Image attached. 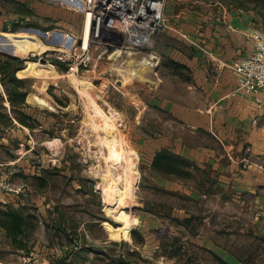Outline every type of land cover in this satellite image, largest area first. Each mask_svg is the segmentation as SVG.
<instances>
[{
    "label": "rangeland",
    "instance_id": "obj_1",
    "mask_svg": "<svg viewBox=\"0 0 264 264\" xmlns=\"http://www.w3.org/2000/svg\"><path fill=\"white\" fill-rule=\"evenodd\" d=\"M71 1L0 0L3 80L27 92L12 110L0 73V264H264V148L240 127L244 135L182 117L206 101L202 62L213 73L218 64L231 69L221 59L235 45L249 51L256 35L264 40V0H167L153 46L159 62L143 79L129 74L140 57L126 53L108 63L96 51L78 72L47 60L41 50H68L72 39L51 6L82 18ZM99 134L129 188L123 199L104 187L110 159ZM174 140L207 147L183 179L149 158Z\"/></svg>",
    "mask_w": 264,
    "mask_h": 264
},
{
    "label": "built area",
    "instance_id": "obj_2",
    "mask_svg": "<svg viewBox=\"0 0 264 264\" xmlns=\"http://www.w3.org/2000/svg\"><path fill=\"white\" fill-rule=\"evenodd\" d=\"M76 1L78 6L73 9L82 13L80 28L77 33L69 31L72 39L68 50H41L47 60H53L56 65L65 64L67 71L75 66L78 72L92 65L96 51V58H104L108 63L111 59L117 63V58L126 53L134 59L140 57L134 62L144 59L150 63V68L155 69L159 55L153 48L154 39L166 25L164 9L167 0ZM29 54L35 57L38 52ZM232 69L237 75L238 88L257 94L264 87V40L259 35L255 36L251 51L239 57Z\"/></svg>",
    "mask_w": 264,
    "mask_h": 264
},
{
    "label": "crops",
    "instance_id": "obj_3",
    "mask_svg": "<svg viewBox=\"0 0 264 264\" xmlns=\"http://www.w3.org/2000/svg\"><path fill=\"white\" fill-rule=\"evenodd\" d=\"M58 1L69 5L72 2L71 0ZM51 7L54 9V12H49V15L53 13L52 17L57 18L58 23L65 25L67 29H70L71 31L79 30L78 27L80 26L82 19L79 14L62 10L61 8ZM42 8L44 9V7ZM243 29L244 35H247V27L244 26ZM202 31L204 32L205 30ZM244 45H247L246 42ZM240 47L244 49L242 44H240L239 47L235 45V47L232 48V53H227L226 56L221 59V62L234 63L239 57L249 53L252 49L251 44L249 43L246 48H250L249 51L244 50L242 52ZM207 53L208 54L202 53V55L204 54L208 56L210 54L214 57L213 52L208 51ZM219 65L220 64L214 68L216 73H213L209 72V68L204 62L200 64V83L202 84L203 89L207 91L205 97L206 101L203 104L196 106L194 110L188 108L184 109L182 117L195 128L203 127L207 129L209 125L213 124L219 132L226 128L227 130H234L233 132L235 135H244L241 130L237 129L240 127L245 131V136L249 139L253 148H257L258 150L259 148H264V87H262L257 94L246 92L238 88L237 75L234 70ZM257 98L260 99V102L257 101ZM170 105L172 104L170 103ZM257 105L260 107H256ZM255 116L256 120L253 121ZM168 143V145L171 146L167 147L164 144H160V146L151 153L149 156L151 161L155 152L160 148L165 147L174 153L187 157L196 164L197 158H202V152L199 148H207L200 145H181L178 144L176 140L169 141ZM179 148H182V150H179ZM179 178L183 179L185 177Z\"/></svg>",
    "mask_w": 264,
    "mask_h": 264
},
{
    "label": "bare ground",
    "instance_id": "obj_4",
    "mask_svg": "<svg viewBox=\"0 0 264 264\" xmlns=\"http://www.w3.org/2000/svg\"><path fill=\"white\" fill-rule=\"evenodd\" d=\"M31 49V48H30ZM29 49V50H30ZM28 51V50H27ZM26 51V52H27ZM129 59V58H128ZM131 59V58H130ZM133 59H131V61H132ZM127 61V60H126ZM42 62H45V61H42ZM128 63H129V60L127 61ZM132 63V62H131ZM124 65V64H123ZM135 65H137V67H133V68H129L130 69V73L129 74H131V75H137V77L139 78V77H141L142 79L143 78H145V75H144V72L145 71H147V70H149L150 69V63L149 62H147L146 60H144V59H141L140 61H137V63H135ZM75 66H73L72 68H74ZM122 67V66H121ZM124 67V66H123ZM121 70H123V69H121ZM38 71L40 72V73H38V74H40L41 75V73H42V75L44 74V75H46V74H50V75H56L57 74V70L55 69V67H52L51 69H46V68H42V67H39L38 66ZM71 74V73H70ZM76 74V73H75ZM60 76V75H59ZM45 78V77H44ZM137 78V79H138ZM43 80V79H42ZM80 80V79H79ZM46 80H44V82H45ZM85 80H83L82 82H84ZM81 83V82H80ZM88 83V82H87ZM45 85V84H44ZM47 85V84H46ZM40 87V86H39ZM36 93V92H35ZM27 100L28 101H31V102H35V103H38V104H46L47 103V100L44 98V97H42V96H40V95H38V93L37 94H34V93H29L28 95H27ZM96 126V125H95ZM106 136V135H105ZM104 135H102V134H99V145H100V147H101V149H102V147H105L106 148V150H107V158H109L110 159V161H108V165L106 166V167H104L103 169V173L101 174L102 176H103V178H104V180L106 181V183L104 184V187L107 189V191L112 195V197L113 198H115V199H123L124 197H125V194L128 192V186H127V184H125L124 182H120V173L122 172H120V173H118L119 171H120V169L118 168L117 170H119V171H117L116 170V168L117 167H115L116 165H115V163L116 162H114V157H113V153H111V149H109V148H111V147H109V145H110V141L111 140H109V138H108V136H106L105 137ZM116 138V137H115ZM114 138V139H115ZM112 145V144H111ZM118 146V145H117ZM113 147H115V146H113ZM118 148V147H117ZM118 149H120V148H118ZM114 150V149H113ZM128 149H126V150H124L123 149V151H124V153H125V155H124V157L123 158H125L126 160H125V162H127V163H125V166L130 162V159H131V155H130V149L127 151ZM122 151V150H121ZM120 152V151H119ZM102 153H103V150H102ZM122 153V152H121ZM104 154V153H103ZM114 154H115V152H114ZM116 154H118V153H116ZM116 157V156H115ZM118 157H120V155L118 154ZM104 158V157H103ZM121 159V158H120ZM119 162H120V160H119ZM121 163V162H120ZM118 166V165H117ZM121 165H119V167H120ZM122 167V166H121ZM120 167V168H121ZM122 169V168H121ZM110 178H112V180L110 179ZM101 180V179H100ZM104 183V182H103ZM98 185H102V182L101 181H98Z\"/></svg>",
    "mask_w": 264,
    "mask_h": 264
},
{
    "label": "trees",
    "instance_id": "obj_5",
    "mask_svg": "<svg viewBox=\"0 0 264 264\" xmlns=\"http://www.w3.org/2000/svg\"><path fill=\"white\" fill-rule=\"evenodd\" d=\"M14 60L20 61L18 57H13ZM24 66V65H23ZM22 66V67H23ZM9 72V64H0V73L2 75L1 80L6 92V99L12 106V110H14V104L20 103L23 104L27 92L25 90H21L18 86H13L10 88L6 82H4L3 77ZM20 122L24 125H28L24 119L19 118ZM152 167L156 168L164 173H173L179 177H187L189 174L190 167H196V164L184 157L180 154L174 153L168 148L162 147L157 150L152 158ZM18 226L20 225V221L23 220L22 216L19 214L15 215ZM225 263V262H224ZM229 264V263H226Z\"/></svg>",
    "mask_w": 264,
    "mask_h": 264
}]
</instances>
